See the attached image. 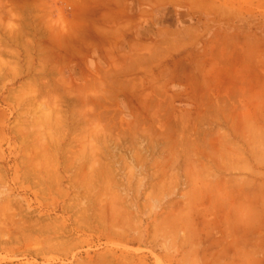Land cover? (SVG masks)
Instances as JSON below:
<instances>
[{
  "label": "rangeland",
  "instance_id": "obj_1",
  "mask_svg": "<svg viewBox=\"0 0 264 264\" xmlns=\"http://www.w3.org/2000/svg\"><path fill=\"white\" fill-rule=\"evenodd\" d=\"M84 2L0 0V264H238L219 195L264 192L263 136L215 130L262 126V6L167 10L191 32L141 47L124 0Z\"/></svg>",
  "mask_w": 264,
  "mask_h": 264
},
{
  "label": "crops",
  "instance_id": "obj_2",
  "mask_svg": "<svg viewBox=\"0 0 264 264\" xmlns=\"http://www.w3.org/2000/svg\"><path fill=\"white\" fill-rule=\"evenodd\" d=\"M75 4L79 6L84 0H74ZM84 2L89 5V1ZM114 0H108L111 4ZM124 7L126 9L125 19H132L136 21L133 25L131 35L138 39L142 46L148 43L157 44L166 41L169 43L173 40L176 34L185 37L190 31L188 27H166V25H157L162 19L165 12L168 10L173 12L175 10H182L188 12H196L204 15H211L210 12H215L216 15L223 14L226 6H233L228 12L233 19H244L251 14V5H261L264 14V0H124ZM175 14V13H174ZM173 14V15H174ZM86 17V16H85ZM175 17V16H174ZM88 19V17H86ZM157 23V24H156ZM125 28H129L130 24H124ZM149 30V32H146ZM193 31V30H192ZM191 32V31H190ZM264 35V34H263ZM146 40V41H144ZM148 40V41H147ZM90 51H95L96 48L90 45ZM251 78H237L238 84L247 86L246 92L253 91V84ZM263 97V109L261 114L254 110H248V116L255 117L256 115L263 117L262 126H248L245 130L238 129L231 126L226 130H215L216 132H257L262 133V146L264 148V76L262 81L256 87ZM248 109V108H247ZM235 140H215L213 148L215 155L218 158L235 157L241 163V167L246 168L247 171L254 169L247 163L246 157L240 152L232 150L235 148ZM218 168V163L215 162ZM264 170V168H263ZM252 172L251 174H253ZM246 176L245 179H249ZM233 178L224 182L223 188L219 196H221L222 203L220 205L219 213V228L222 229H238V237L231 239L230 242L220 245V248L228 255L223 257L226 260L243 264L244 262H254L264 260V235L261 230H264V192L255 195L252 189H234L232 187ZM239 181V180H237ZM245 230V231H244ZM257 230V231H255ZM260 233V234H259ZM258 235V237H256Z\"/></svg>",
  "mask_w": 264,
  "mask_h": 264
}]
</instances>
